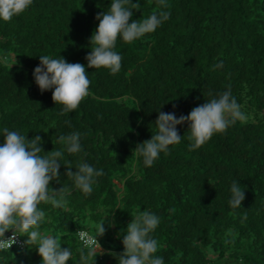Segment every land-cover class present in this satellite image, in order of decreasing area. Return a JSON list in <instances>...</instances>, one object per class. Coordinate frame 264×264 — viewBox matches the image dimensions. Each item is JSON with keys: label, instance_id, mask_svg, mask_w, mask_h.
Segmentation results:
<instances>
[{"label": "trees", "instance_id": "obj_1", "mask_svg": "<svg viewBox=\"0 0 264 264\" xmlns=\"http://www.w3.org/2000/svg\"><path fill=\"white\" fill-rule=\"evenodd\" d=\"M10 233L0 264H264V0H0Z\"/></svg>", "mask_w": 264, "mask_h": 264}, {"label": "built area", "instance_id": "obj_2", "mask_svg": "<svg viewBox=\"0 0 264 264\" xmlns=\"http://www.w3.org/2000/svg\"><path fill=\"white\" fill-rule=\"evenodd\" d=\"M84 242H87V239L84 240ZM22 244L20 238L13 233L7 234L5 236H3L2 238H0V248L1 249H6L11 247L12 245H18L20 246Z\"/></svg>", "mask_w": 264, "mask_h": 264}]
</instances>
